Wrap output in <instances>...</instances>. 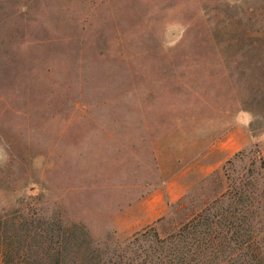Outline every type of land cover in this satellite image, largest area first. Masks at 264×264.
I'll return each mask as SVG.
<instances>
[{"label": "rangeland", "instance_id": "374dc122", "mask_svg": "<svg viewBox=\"0 0 264 264\" xmlns=\"http://www.w3.org/2000/svg\"><path fill=\"white\" fill-rule=\"evenodd\" d=\"M60 255L264 264V0H0V264Z\"/></svg>", "mask_w": 264, "mask_h": 264}, {"label": "trees", "instance_id": "16d2710c", "mask_svg": "<svg viewBox=\"0 0 264 264\" xmlns=\"http://www.w3.org/2000/svg\"><path fill=\"white\" fill-rule=\"evenodd\" d=\"M220 199L221 197L215 198L212 203L213 206L209 205L210 207L207 208L206 210L200 209V210L194 211V209L191 207H188V203L184 201H179L178 203L173 204L171 211L168 212L167 215L158 219L156 223V224L159 223L162 226L166 224L168 225V227H173L172 232L169 235V237H166L163 240L164 241L168 240L173 243H180L181 240L185 237L184 229H186L188 226L194 227L196 229L195 234H201V235H202V231H199V228L202 227L203 225L210 226L211 228H214V230H215V226L218 225L219 223L223 224L226 228L227 226H229L228 231H231L232 228H237V226H235L234 223L231 222L232 221L231 216L229 215V213H227L229 212V210L226 211V214L221 213L218 215L215 212L211 213L210 209H212L214 205H216V203L220 201ZM227 220H229L230 222L227 223ZM153 229L155 232L154 234H156V237H157L158 232L155 231L156 230L155 227H153ZM148 230H145L142 233L143 237H146V235L150 233V231ZM66 233L67 232L64 233L65 235L62 238L60 237V241H59L61 246L62 244H64L62 248L63 250L67 248V244L65 243L69 239V236ZM219 234L220 232L216 233L217 238ZM225 234H223V236ZM244 244H247V242L244 241ZM62 249H60V252H63ZM63 261L64 260L60 255V257H56L53 264H63Z\"/></svg>", "mask_w": 264, "mask_h": 264}]
</instances>
